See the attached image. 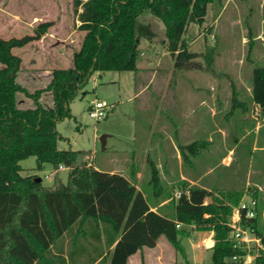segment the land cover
Segmentation results:
<instances>
[{"label": "trees", "instance_id": "trees-1", "mask_svg": "<svg viewBox=\"0 0 264 264\" xmlns=\"http://www.w3.org/2000/svg\"><path fill=\"white\" fill-rule=\"evenodd\" d=\"M217 1L73 0L78 30L85 36L72 66L50 71L44 91L51 93V106L41 101L43 90L30 92L18 82L22 60L13 50L41 40L54 23L40 22L31 34L19 38L0 37V264H128L143 248L156 247L161 236L185 257L187 227L214 232L212 264H227L233 256L248 254L255 255L252 264H264V196L259 189L220 190L215 198L212 191L183 183L188 193L174 200V216L169 217L152 210L135 182L88 166L81 151L58 148L66 138L57 126L73 118L70 105L95 73L138 72L141 40L154 36L139 21L145 10L164 23L177 70H212L216 48H206L203 66L184 36L191 24L205 23L209 5ZM19 94L31 98L33 106L22 108ZM252 100L264 111V67L253 70ZM232 104L229 114L238 106L235 99ZM201 146L207 143L180 146L186 166L193 165L192 157ZM30 157L36 158L40 171L46 164L53 171L60 166L69 169L68 182L54 178L56 184L45 187L38 175H21L20 163ZM149 163V197L159 198L164 193L160 172ZM246 193L258 201L257 216L241 221L260 240V245L249 248L244 242L237 245L229 225Z\"/></svg>", "mask_w": 264, "mask_h": 264}, {"label": "rangeland", "instance_id": "rangeland-1", "mask_svg": "<svg viewBox=\"0 0 264 264\" xmlns=\"http://www.w3.org/2000/svg\"><path fill=\"white\" fill-rule=\"evenodd\" d=\"M219 16V21L214 26L213 22ZM263 17L264 0H219L209 5L205 23L202 26L191 24L184 38L190 51L198 54L196 61L203 66L206 48L215 47L214 67L212 70L205 68L177 70L167 48L164 23L150 10H145L140 15L139 21L149 26L154 36L151 40H141L137 58L138 72L95 73L70 105L73 118H66L57 126L59 133L66 138L58 142V148L81 151L88 166L119 171L128 176L131 172L130 164H136L142 171L136 185L140 190H144L143 193L150 205L153 206L159 199L162 201L172 198L163 209V213L172 212V203L177 199L175 194L182 188L179 184H171L166 174L165 178L160 176L164 193L159 199L149 197L150 182L144 188L145 177L150 174L149 162L152 158L157 159L154 155L155 151H152L151 160L145 167L141 165L145 163V149L151 147L150 142L147 141V138L151 137L149 133L151 129L156 130L161 135L157 139H162L164 151H169L165 132L172 133L181 125V113L177 107H181L180 99L187 83L196 85L216 80L227 85L235 81H242L248 86L252 84L253 70L264 67V42L258 40L255 44L252 43V38L260 30ZM35 20L36 22L32 23ZM47 20L54 23V30L49 32L53 33L55 38L47 36L41 45L35 41L30 43L31 46L28 44L15 48L13 53L22 60L18 82L30 92L43 90L41 101L45 106H51V93L44 91L50 81V73L46 77L45 70L71 67L73 57L71 49L79 51L85 36V33L78 29L73 32L77 24L80 25L74 15L73 0H0V37L2 38H19L31 34L38 23ZM69 31L72 32L71 38ZM244 37H247V40H244ZM150 80L152 83L146 92H141L137 95L136 101H133L134 92L140 91ZM19 99L22 108L33 106L32 99L24 94H19ZM166 100L171 106H176L174 113L170 110L166 112ZM95 101H105L110 107L108 117L99 122L91 119L88 113L90 103ZM230 107L217 118L222 124L233 107L231 102ZM159 112L162 114L155 117ZM133 113L137 115L135 118ZM172 118L176 121L174 125ZM104 135L110 136L105 150L102 149L100 142V138ZM261 136H264V129ZM153 139L156 140L155 137ZM251 140L252 138L248 137L241 145L236 146L231 166L220 163V158L223 156L220 153L210 159L209 163L217 166L208 180H217V187L240 190L246 186L248 178L258 177V182L264 187V153H253ZM138 141L139 145L137 144V151L134 153L135 142ZM169 153L172 156L171 150ZM20 164L23 168L21 175H38L45 187H53L56 178L64 183L68 182L70 170L67 168L53 173L52 167L46 164L41 171L37 170L35 157H30ZM213 194L218 198L217 192ZM262 194L264 196V192ZM186 229L191 232L183 241L188 254L185 257L177 252L165 237H161L160 247L166 256L165 264H189L193 253L192 243H200V248L205 252L204 256L201 255L203 258L199 264H212L210 242L207 241L210 231H196L190 227ZM143 263L146 264L144 261Z\"/></svg>", "mask_w": 264, "mask_h": 264}, {"label": "crops", "instance_id": "crops-1", "mask_svg": "<svg viewBox=\"0 0 264 264\" xmlns=\"http://www.w3.org/2000/svg\"><path fill=\"white\" fill-rule=\"evenodd\" d=\"M219 18L220 16L214 20V26L219 21ZM35 19L41 20V18ZM36 20L32 23H35ZM260 25V30L256 32V35L252 38L253 44H255V42L258 40L264 42V17L261 19ZM78 27L79 24H77L76 29H74L73 32H76ZM54 28L55 26H53L50 31L54 30ZM68 34L69 38H71L70 35H72V32L69 31ZM47 36L55 38L53 33L48 32L41 40L37 41L36 43L41 45L44 43V40L47 38ZM244 40H247V37H244ZM28 46H31V44ZM71 51H73V56L76 51L72 49ZM50 71L45 70L46 77L49 75ZM137 83L138 82H136V85ZM151 83L152 80H150L148 83H145L144 87L141 88L140 91H135L133 101H136L137 95H139L141 92H146ZM228 84L229 85L223 83L222 81L216 80H209L196 85L187 83V85H185L186 90L182 95V99H180L181 107H177L178 110L180 109L181 113V125L178 126V128L176 127L172 133L170 131L165 132L166 139L168 141V149L169 151L171 150L172 156H170L168 150L164 151L162 139H157L161 135L158 134L156 130L154 131V129H151V133H149L151 137L150 139L147 138V141L150 142L151 147L145 149L146 159L144 160L145 163H141L142 167H145L146 163L151 160V156H153L152 151H155L154 155L157 156V159L152 158L153 161H151L160 171V176L163 178L166 174L171 184H179L180 187H182L180 191H187L184 190L185 186L183 183H187L190 187L198 186L215 193L216 191L220 190H237L222 186L217 187V180H208V177H210L215 172V168L217 166L210 164L209 160L212 159L217 153H220L223 155L220 158V163L223 162L224 166H231L233 158L235 157L236 146L241 145L248 137L252 138V152L264 153V136H261L262 130L264 129V111H262L252 100V84L248 86L242 81H235L234 83ZM223 88L225 90H223ZM229 88H232V90ZM234 99L237 101L238 106L232 111L231 114H229L230 112L227 113L224 118V122L227 123L224 124L222 121V124L219 120H217V118H219L222 112H227L231 108L230 102L232 104ZM165 107L166 112L167 110H170L172 113L175 112L176 106H171L167 100ZM161 114L162 113L159 112L155 115V117H159ZM132 115L133 118L137 116L134 113ZM166 115V117L169 118L168 114ZM153 119L154 122H156V119ZM171 121L173 122V125L176 124L174 118H172ZM152 124H154L153 121ZM109 137L110 136L107 137V141L109 140ZM154 137L156 138L155 141L153 139ZM194 142H205L207 143V146H201L203 148H199L197 150L196 155L192 157L193 165L189 167L183 162L180 146L186 147ZM137 144L139 145V141L137 143L135 142V149L133 150L134 153L137 151ZM187 151H185V153H187ZM94 168L105 172L121 174L128 180L135 183L142 175V171H140L134 163L130 164L131 172L129 176L119 171L102 170L97 167ZM145 178L146 180L144 182V188L150 182L149 176H146ZM257 179L258 177L254 179H251V177L248 178L246 186L240 190H244L249 187H255L259 189L261 193L264 192V187L262 184H260V182H258ZM140 191L143 193L144 190ZM170 201H172V198L164 199L162 201L159 199V201H157L153 206L151 205V208L153 211L172 217L174 216V208L172 212L168 214L163 213V209L166 208ZM190 228L194 229V227ZM188 231L191 232L190 230ZM209 233L210 236L207 241L210 242L209 248H211L214 245V232L210 231ZM161 237L156 247L143 248L141 251L129 258L128 264H142L143 261L146 264H165L166 256L160 247L162 242ZM201 239L200 241H203ZM200 247V243L191 244L193 252L192 259H189L191 264H199V261L202 260L203 257H201V255L205 254V252L202 251Z\"/></svg>", "mask_w": 264, "mask_h": 264}, {"label": "built area", "instance_id": "built-area-1", "mask_svg": "<svg viewBox=\"0 0 264 264\" xmlns=\"http://www.w3.org/2000/svg\"><path fill=\"white\" fill-rule=\"evenodd\" d=\"M109 105L105 101H95L90 104L88 108L89 117L95 121H101L107 118L110 111ZM65 169L64 166H60L57 171ZM182 193H188V191H177L175 196L179 198ZM258 201L252 198L248 193L244 195L239 206L235 208L233 215L230 220V227L232 228V237L237 242V245L246 243L248 248L252 244L260 245V240L252 235L248 229H245L241 225L242 218L252 219L257 216ZM264 220V210L262 213ZM180 228V226H178ZM255 260V255L248 254L243 258L242 256H233L228 259L227 264H252Z\"/></svg>", "mask_w": 264, "mask_h": 264}, {"label": "water", "instance_id": "water-1", "mask_svg": "<svg viewBox=\"0 0 264 264\" xmlns=\"http://www.w3.org/2000/svg\"><path fill=\"white\" fill-rule=\"evenodd\" d=\"M107 135H104L100 138V142L102 144V149L105 150L106 149V143H107ZM38 182H41L42 179L41 178H38L37 179ZM208 201H211V198L208 199Z\"/></svg>", "mask_w": 264, "mask_h": 264}]
</instances>
